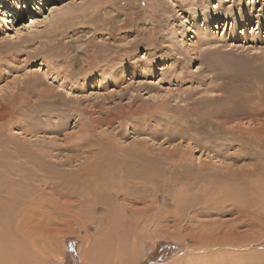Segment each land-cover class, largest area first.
Returning a JSON list of instances; mask_svg holds the SVG:
<instances>
[{"label":"rangeland","instance_id":"obj_1","mask_svg":"<svg viewBox=\"0 0 264 264\" xmlns=\"http://www.w3.org/2000/svg\"><path fill=\"white\" fill-rule=\"evenodd\" d=\"M104 160L130 163L103 176L133 196L117 198L129 219L147 221L123 241L125 264H264V204L250 203L264 184V0H0V205L15 211L5 252L18 242L36 264H93L80 253L102 242L106 207L85 223L57 207L109 197L87 176ZM42 190L57 195L40 215L29 201ZM230 235L234 246L218 241Z\"/></svg>","mask_w":264,"mask_h":264},{"label":"bare ground","instance_id":"obj_2","mask_svg":"<svg viewBox=\"0 0 264 264\" xmlns=\"http://www.w3.org/2000/svg\"><path fill=\"white\" fill-rule=\"evenodd\" d=\"M16 8V7H15ZM15 8H13L12 10H16ZM11 10V11H12ZM17 13V12H16ZM6 14H8V12H6ZM13 14L11 13V15L9 14V15H7V17H6V19H5V21L7 22V21H9V18L12 16ZM16 15V14H15ZM14 18V17H13ZM209 18H208V16H204V26L206 25V27L208 28V26H209V20H208ZM201 32V31H200ZM106 157V156H105ZM104 157V158H105ZM103 159V158H102ZM130 160V159H129ZM106 162V163H105ZM102 163V162H101ZM105 163V165H104V167H94V168H92V170H90L89 171V174H87V176H89V178L90 179H97V181H96V187H99V189H100V191L101 190H105L106 188H107V190L108 189H110V186L109 187H107V185H108V181L107 180H105L106 178L104 177V176H106L107 178L108 177H110V174L109 173H111V171H112V169L114 168L115 170H121L120 168H126L127 169V166H129L130 165V163L128 162L127 163V161L126 160H118V161H116L115 163H114V165H112L111 163H109V162H107V160H104L103 161V164ZM111 164V165H110ZM107 165V166H106ZM51 167V166H50ZM130 167V166H129ZM133 167V166H132ZM132 167L130 168V169H128V171L127 172H129V173H127V176H132V177H134V176H136L137 174L138 175H144V174H146V175H148V172H147V170L146 169H137V168H135L136 169V171L135 172H130L129 170H131L132 169ZM48 168V167H47ZM47 168H44L45 169V172H47ZM111 168V169H110ZM134 168V167H133ZM111 170V171H110ZM49 172H51V171H54V170H48ZM110 171V172H109ZM113 172V171H112ZM121 172V171H120ZM125 172H126V170H125ZM103 173V174H102ZM115 173V172H114ZM124 173V172H123ZM100 174H102V175H100ZM112 174V173H111ZM124 174H126V173H124ZM104 175V176H103ZM125 176V175H124ZM122 174H121V177H119L120 179L119 180H121L120 182L122 183V184H129V181L128 182H126V181H124V177ZM64 177V176H63ZM128 177V178H129ZM138 177V176H137ZM136 177V178H137ZM128 178H125V179H127V180H129ZM136 178H135V180H136ZM139 178H141V177H139ZM138 179V178H137ZM144 179H145V177H144ZM155 179V178H154ZM64 180H67V179H64ZM134 180V179H133ZM143 180V179H142ZM262 181V180H261ZM120 182H119V184H120ZM133 182V181H132ZM68 183V182H67ZM95 183V182H94ZM254 183H257L255 186H253L252 187V189H251V192H250V203L254 206V204L256 205L257 203H259V205H261V204H264V200H263V196H264V187H263V183L262 182H260V181H256V182H254ZM135 185H137V184H135ZM220 185V191H222V193H223V195L224 196H229V198H232V196L233 197H239V190H235V188H229V187H226V186H223L222 184H219ZM94 186V185H93ZM124 186V185H123ZM122 186V187H123ZM135 187V186H134ZM114 188H117L116 186H114ZM136 188V187H135ZM236 189H239V187H236ZM43 192H38L37 191V193H35V194H33V195H38V196H35V199L33 198V201H32V199L29 201V204H33L34 202H36L37 200H39V199H41V202L40 201H38L37 203H36V205H33L32 207H33V209H34V211L36 212V213H39L38 211H40V215H43V212L41 211L42 210V205H43V201H44V198L46 199L47 197H52V198H56L55 196L57 195V194H51L50 193V195L49 196H44L45 194H44V190H42ZM94 191L96 192V190L94 189ZM109 191V190H108ZM147 191V190H146ZM50 192V191H49ZM53 192V191H52ZM237 192V193H236ZM87 193H89V194H93V192L91 193V192H87ZM234 193H236V195L234 196ZM17 194V193H16ZM96 194V193H95ZM111 195H113V197H112V199H111ZM122 195H125V198L123 199L124 200V202H133L134 200H132V198H133V196H130L129 195V193H125V194H123V193H118V190L116 189L115 191H112V192H110L109 191V193L107 194V196H109V197H107L106 199H104V200H101V201H93L92 200V202H89V203H87V207H86V205H85V203L84 202H81L80 200H77V201H75V203H69L68 201H66V200H63V202H62V204L64 205V206H62V208L61 207H57V211L58 212H60L61 213V215L63 214V217L64 216H67V218L68 219H70L71 217L73 218V220H76V221H83L84 223H85V221H86V219L87 218H91V219H93L94 217H95V213L97 212V210L96 209H94V206L95 205H98V204H102V205H104L105 207H106V214L104 215V217L98 222L99 223V225H101V226H103V229L104 230H101V232H102V234H100V238H99V241H102V242H100V244L99 245H96L95 247H96V249L95 250H100L101 251V249L103 250V253H101V254H98L97 255V253L95 252V250L93 251V252H91V253H89L90 251H87V250H82L81 251V253H80V257H81V260L82 261H90L91 263H93V264H95L94 263V261H95V258H96V255L97 256H100V263H102V264H107V263H109L110 261H114V264H125L124 263V259H123V247L125 246V245H122L123 244V241H126L127 240V236H130L131 235V232L133 231V232H135V229L133 228V227H137L138 229V232L139 233H142V231H144L143 230V222L146 224V222L145 221H143V219H145L144 217H143V219L142 220H135V217H132L131 219H129V213H127V211L129 212V211H132V209H131V207H130V204L129 203H122V202H120V203H118L119 201L117 200V198H120ZM253 196V198H251L252 196ZM85 196V195H84ZM32 197V196H31ZM90 197V196H89ZM87 198V199H90V198ZM80 198V197H79ZM48 199V198H47ZM35 200V201H34ZM100 200V199H99ZM112 201H113V204H112ZM114 201H115V203H114ZM118 201V202H117ZM108 202H109V204H108ZM28 203V202H27ZM58 204V203H57ZM195 205V204H194ZM99 206V205H98ZM196 206V205H195ZM263 207V206H262ZM4 210V213H3V215H1L0 214V249L2 250L1 251V253H2V257H1V264H36V259H34L32 256H29V255H25V254H23V245L21 246L18 242H17V244L18 245H14V244H16L15 242L14 243H12V245L14 246V250L12 251V252H5V250L8 248V244L10 243L11 244V239L9 238L8 240H6V238H8V236H9V231H11L10 230V228H9V223H10V219H11V217L13 218V220H14V217H13V213L15 212V211H13V210H11V209H9V208H6V206L2 203L1 205H0V210ZM98 209V208H97ZM150 210V209H149ZM176 210H177V212H179L178 214H180L181 213V211H182V209L180 210L179 209V207L177 206L176 207ZM21 211V210H20ZM20 211H17V213L15 214V217H17V219H18V217H19V219L15 222V225H14V228H15V232H16V234L15 235H18V236H16V237H21L22 238V229H21V222H20V217H23L24 215H23V211L22 212H20ZM80 211V212H79ZM91 213V216H88V214L90 215V213ZM146 212H147V210L146 211H144L143 213H145L146 214ZM236 212L239 214V217L240 218H243L244 217V214H246V213H242V210H241V208H238V209H236ZM60 215V216H61ZM38 216V215H37ZM45 216H47V215H44V217ZM103 216V215H102ZM101 216V217H102ZM144 216V215H143ZM42 219H43V221H44V225H43V227L44 226H46V225H48V218L46 217V218H43V217H41ZM182 218V217H181ZM193 217H190V219H192ZM25 219V218H24ZM132 219H133V221H132ZM195 219V218H194ZM40 221L38 218H36V219H30V218H28V220L26 221V219H25V221L26 222H28V224L31 222V221ZM181 220H183V219H178V221L177 222H175L174 224L177 226V227H179L180 225H182L181 223H179V221L180 222H182ZM51 221V220H50ZM155 221H159V219H158V217L157 218H155V219H151V221H150V223H152V222H155ZM139 223V225L138 226H136L137 224ZM155 223H158V222H155ZM158 225V224H157ZM156 225V226H157ZM159 227H160V229H162V230H164L163 228L164 227H162L160 224H159ZM38 228V227H37ZM78 228H72L71 229V232L73 233V232H75L76 230H77ZM146 229H148V228H146ZM173 230H175V228H173ZM164 231H168L167 229H165ZM210 231V230H209ZM201 232V233H200ZM224 232V231H223ZM11 234H12V232H10ZM146 233V232H145ZM188 233V235L190 236L191 234L190 233H192V237L193 238H197V239H199V243L201 244L202 242V240H204V239H206L207 238V236H208V233L207 232H204V231H198V233L197 232H194L193 230H192V232H187ZM205 233V234H204ZM143 235V234H142ZM211 235V234H210ZM147 235L145 234V237H146ZM231 236V235H230ZM229 236V237H230ZM9 237H11V236H9ZM136 237H137V239H140V238H142L140 235H136ZM144 237V238H145ZM134 238V237H133ZM208 239V238H207ZM233 239V237L231 236L230 237V240H227V242H226V240L225 241H223V240H218V239H216V240H218V241H220V243L221 244H225V245H233L234 243H233V241L234 240H232ZM256 239V238H255ZM10 240V241H9ZM216 240H213L214 242L216 241ZM7 241H9V243H7ZM103 241H105V244H103ZM141 241V240H140ZM212 241V240H211ZM210 241V242H211ZM258 241H260V240H257V242ZM127 242V241H126ZM136 242V241H135ZM116 243V244H115ZM198 243V244H199ZM219 243V242H218ZM250 243V242H249ZM252 243H253V241H252ZM10 244H9V246H10ZM204 244V243H203ZM207 244V243H206ZM209 244H211V243H209ZM221 244H220V246H221ZM236 244V243H235ZM131 248L133 247V245H134V239L131 241ZM129 245V246H130ZM208 245V244H207ZM237 245V244H236ZM235 245V246H236ZM242 244H240V246H241ZM246 245V244H245ZM128 246V247H129ZM204 246H205V244H204ZM211 246V245H210ZM229 246V247H230ZM234 246V245H233ZM11 247V246H10ZM116 247V248H115ZM216 247V246H215ZM222 247V246H221ZM225 247V246H224ZM238 247V246H237ZM246 247V246H245ZM130 248V247H129ZM240 248H242V247H240ZM115 249V250H114ZM143 250V249H142ZM199 250V249H198ZM129 251V250H128ZM193 251V250H192ZM259 252V251H258ZM261 252V251H260ZM129 254V253H128ZM133 254V253H132ZM228 254V253H227ZM63 255V254H62ZM220 255V254H219ZM226 255V254H225ZM126 256H128V255H126ZM129 258H131V257H129ZM235 258V257H234ZM233 258V259H234ZM262 259V258H261ZM190 260H192V258L190 259ZM223 260V259H222ZM225 260V259H224ZM186 261H188V260H186ZM194 260H192V262H193ZM227 261H229L228 259H227ZM195 262V261H194ZM89 264V263H88ZM111 264H112V262H111ZM193 264V263H192Z\"/></svg>","mask_w":264,"mask_h":264}]
</instances>
